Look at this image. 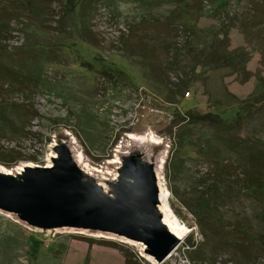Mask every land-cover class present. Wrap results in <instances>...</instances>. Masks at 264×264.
Segmentation results:
<instances>
[{"label":"rangeland","instance_id":"1","mask_svg":"<svg viewBox=\"0 0 264 264\" xmlns=\"http://www.w3.org/2000/svg\"><path fill=\"white\" fill-rule=\"evenodd\" d=\"M81 1L25 0V13L16 6L22 0H0V166L13 174L48 167L65 145L82 173L111 193L124 157L140 155L189 231L162 264H264V186L253 193L234 176L236 152L222 153L217 178L201 149L227 134L187 116L234 123L240 111L231 136L249 154L264 153V100L253 98L264 78L261 0H87L84 9ZM236 49L245 78L222 59ZM179 79L189 85L183 98L170 86ZM131 136L149 141L135 145ZM243 165L253 179L264 177ZM217 184L212 202L205 193ZM89 239L124 245L153 264L141 245L113 235L36 229L0 210V264H125L120 250Z\"/></svg>","mask_w":264,"mask_h":264},{"label":"water","instance_id":"2","mask_svg":"<svg viewBox=\"0 0 264 264\" xmlns=\"http://www.w3.org/2000/svg\"><path fill=\"white\" fill-rule=\"evenodd\" d=\"M54 151L51 166L0 172V210L36 229L88 230L141 244L157 264L172 256L183 239L163 223L153 165L124 157L108 193L82 173L67 146Z\"/></svg>","mask_w":264,"mask_h":264},{"label":"trees","instance_id":"3","mask_svg":"<svg viewBox=\"0 0 264 264\" xmlns=\"http://www.w3.org/2000/svg\"><path fill=\"white\" fill-rule=\"evenodd\" d=\"M238 1H242V0H238ZM81 2H82L81 3V9H84L86 7L87 0H82ZM220 2L223 5V4H226L227 2H229V0H221ZM25 5H26L25 0H22V2L16 3V6L18 8H24L25 13H27L30 10L28 8H26ZM262 6L264 7V0H261V7ZM5 12L6 13L9 12L8 14H10V13L13 14V10H11V9H5ZM15 14H19V13H15ZM20 17H21V15H20ZM224 40H226V39H224ZM243 54L244 53H242L241 49H236L235 52L229 53V56H232V58L231 57H225L222 59H225L224 61H226V64L229 63V64H231V66H233L235 68L234 72L238 75V77L245 78L246 74H249V71H246L247 61L242 64L241 60L243 59ZM175 59L172 56L171 61L167 62L166 66L173 68V66H175V61H174ZM217 60H221V58L220 59L218 58ZM148 64H150V65H148V68L150 69L149 73H151L155 76V74H157L158 71L154 69L153 63L151 64V62H149ZM259 80L261 81L262 90L257 94L256 98L253 97L254 100H257V101L264 100V78L259 77ZM181 81L182 80L179 79L178 83L172 82L170 86H171V88L176 89V95L183 98L184 93L189 88V85L188 84L183 85L184 83H182ZM247 110H250V109H247ZM241 115L242 114L240 113V111H238L237 117L235 118L236 121L234 123L222 122V121L218 120V116H216V115H213V116L212 115H201L199 113L190 112V113H188L187 116H188V122H191L190 123L191 125L199 124V123L210 124V125H212V127L215 126L220 131H222V132L224 131L227 134V136H225V135H223V136L219 135L217 137L215 136L213 140H210V143H207V145H205L201 149V153L206 158H208V160L212 161L216 165V168H217L216 176H217V178L219 176L222 177V174H220L222 172V169H220L221 168L220 156L222 155V153L230 154V153L236 152L240 156L239 164H241V167L236 168V170H238V173L235 172L234 176L239 177V174L243 175L244 177L242 179V182L245 185V188H247L248 191L255 193L257 188H261L264 186V177L262 176L261 178L258 177L260 179H253V175H251L250 172L247 169H245L243 164L247 163L246 166L249 167V165H250V168L251 167L256 168L259 171L264 170V153H262L259 156H256L254 154H249L246 150V149H248V146H246V144H244L242 142V140H240L239 137L233 138V136H231V135H233L232 129L234 127H240L242 124L240 122ZM217 141H220V143L217 144ZM260 144H261V146H263V143H260ZM247 173H248V176H247ZM207 190L208 191L205 193V196L210 201L214 202V200L217 198V194H218V184L216 186H209L207 188ZM261 220H262V222H264V211L262 213ZM89 242L98 243V244L104 245L106 247H110V248L120 250L122 252V254L124 255L125 264H141L134 259L129 248L125 247L124 245L113 243L110 241H105V240L96 241L94 239H89Z\"/></svg>","mask_w":264,"mask_h":264},{"label":"bare ground","instance_id":"4","mask_svg":"<svg viewBox=\"0 0 264 264\" xmlns=\"http://www.w3.org/2000/svg\"><path fill=\"white\" fill-rule=\"evenodd\" d=\"M146 141H149L147 138L145 139H140L134 136H131V143L135 144V145H141L144 146L146 144ZM154 142V141H153ZM156 143V142H155ZM153 143V144H155ZM131 146V144L129 145ZM128 146V147H129ZM139 148V147H138ZM147 148V147H146ZM145 148V149H146ZM135 150V149H134ZM127 151V150H126ZM151 155V154H150ZM140 156V155H139ZM49 166H51V164H49ZM0 172H6V173H10L8 170H6L4 167L0 166ZM16 174V173H15ZM160 182V181H159ZM103 187V186H102ZM104 188V187H103ZM104 190L106 191V189L104 188ZM160 199H161V205H160V211L163 215V223L166 226V228L168 230H170V232L172 234H174L177 238L179 239H183L187 237L189 231L188 229H186L185 226H183L178 219L176 218V216L171 212V210L168 208V204L166 199H168V193L166 192V190L163 187H160ZM104 237V236H103ZM119 239V238H118ZM125 242L130 243V244H136V245H141V244H137L128 240L123 239ZM129 244V245H130ZM142 249L145 250V247L143 245ZM146 258L151 261L153 264H157L156 261L149 257L146 256Z\"/></svg>","mask_w":264,"mask_h":264},{"label":"built area","instance_id":"5","mask_svg":"<svg viewBox=\"0 0 264 264\" xmlns=\"http://www.w3.org/2000/svg\"><path fill=\"white\" fill-rule=\"evenodd\" d=\"M188 95H189V93H188Z\"/></svg>","mask_w":264,"mask_h":264}]
</instances>
